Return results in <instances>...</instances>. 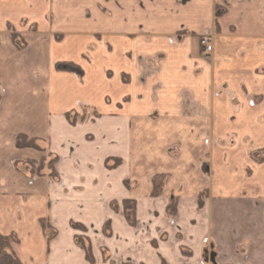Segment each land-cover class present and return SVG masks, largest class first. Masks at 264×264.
Wrapping results in <instances>:
<instances>
[{
    "label": "crops",
    "instance_id": "0c3cea01",
    "mask_svg": "<svg viewBox=\"0 0 264 264\" xmlns=\"http://www.w3.org/2000/svg\"><path fill=\"white\" fill-rule=\"evenodd\" d=\"M208 34L205 53L198 39ZM259 66L264 0H0V234L18 237L22 264H89L71 220L87 227L93 264H148L113 252L128 240L157 264H264V160L251 157L264 146ZM82 106L97 116L69 123L66 112ZM18 133L58 156L56 180L15 167L39 157L15 147ZM109 157L122 162L108 169ZM156 174L165 178L152 197ZM116 187L136 201L134 227L110 208ZM43 217L57 230L48 243Z\"/></svg>",
    "mask_w": 264,
    "mask_h": 264
},
{
    "label": "trees",
    "instance_id": "16d2710c",
    "mask_svg": "<svg viewBox=\"0 0 264 264\" xmlns=\"http://www.w3.org/2000/svg\"><path fill=\"white\" fill-rule=\"evenodd\" d=\"M218 15H215V18H217ZM217 22L215 20L214 23V27H215V31H217ZM218 32V31H217ZM16 32H12L11 34V39L12 42L15 44L17 49H21V46L19 47V45L15 42V39L18 37L17 34H15ZM201 39V38H200ZM74 64L71 63H60L57 65V69L59 70H68V71H76L78 72V67L77 66H73ZM75 69V70H74ZM74 115L77 116V112L73 111V112H66L65 116L67 118V120L69 121V123L71 124H76V120H70V115ZM95 116H97V114L95 113ZM45 141H43L41 138H37V137H32L29 136L27 134L24 133H18L15 137V147L16 148H30V149H34L37 151H48V155L50 157V164L48 165V169H50V173H45L42 171V160H29V159H24L22 161H20L22 164L26 163L28 168V172L26 173L28 177H40V176H46L49 175L50 177L53 178H57V172L55 171V165L58 161V156L54 153H52L49 149H48V145L47 143H44ZM44 143V144H42ZM251 157L258 162H261L264 160V147L261 149H258L255 152H252ZM111 161H114V163H110ZM122 162L121 158H113V157H109L105 160V167L108 169H113L116 168L118 165H120ZM18 162L15 163V167L19 169L18 166ZM164 175L163 174H156L152 177V191H151V196L152 197H157L161 194L162 191V186H163V182H164ZM124 183V182H123ZM125 186L128 185V181L125 180ZM122 212H123V216L125 218V221L127 222V224L131 227H134L137 223V219H136V203L134 201V199L131 198H124L122 200ZM198 206H202V193L198 196ZM114 211L117 210L116 207L112 208ZM176 210H177V197L176 196H172L169 198L167 205H166V213L169 217H174L176 214ZM39 224L40 227L42 229V232L45 236L46 242L48 243V241L53 238L56 234V232L53 230V227L51 226L49 220L47 217H43L39 219ZM70 226L71 228H73L75 231H80L82 233L86 232V226L79 222V221H70ZM48 230H53V234L52 235H46V232ZM102 233L104 236L106 237H110L112 234L111 231V220L107 219L105 220V222L103 223V227H102ZM74 241L76 243V245L83 251L84 254V258L85 260L89 263V264H93L94 263V256H93V252H92V245H91V241L90 238L87 235H81L78 233H75L74 236ZM11 243H14L16 245V247L19 244V239L16 237V235L14 233H10L8 235H2L0 234V264H22V262L20 261L16 251L11 247ZM153 246L156 245L155 241H152ZM103 251H105V248L102 249V253ZM105 253H103V259L107 260L109 259V255H104ZM161 264H168L163 258L161 259Z\"/></svg>",
    "mask_w": 264,
    "mask_h": 264
},
{
    "label": "rangeland",
    "instance_id": "374dc122",
    "mask_svg": "<svg viewBox=\"0 0 264 264\" xmlns=\"http://www.w3.org/2000/svg\"><path fill=\"white\" fill-rule=\"evenodd\" d=\"M215 10H216V12H215V15H221V14H223L224 13V11H225V8H220L219 6H217V7H215ZM215 20L217 21V18H215ZM30 29L31 30H36V24H32V25H30ZM8 30L9 31H11V34H12V32H16V30H15V28L13 27V26H11L10 24L8 25ZM217 31H218V28H217ZM216 31V32H217ZM15 34H17V38L15 39V42L19 45V47L21 46V49L22 48H24L26 45H27V42L25 41V38L19 33V32H16ZM61 33H54L53 34V37L56 39V40H59L60 38H61ZM205 36H207L208 38H210V40H211V42H212V36L213 35H205ZM202 36H200L199 37V39L201 38ZM198 39V41H200ZM199 45H200V43H199ZM73 52H74V49H73V46H71L70 48H68V50H67V52H65L66 54H69V55H73ZM73 66H75V65H72V67L71 68H73ZM75 70V69H74ZM253 72L254 73H257V74H263L264 73V66H259V67H257V68H255L254 70H253ZM93 99H95L96 100V97L95 96H93L92 97ZM264 98V86H263V89H262V91H261V93H259V94H257V95H255L254 96V98H253V101H254V103H259V102H261V100ZM250 103H252V101L250 102ZM96 109L97 110H99V111H105L104 109H107V107L106 106H101L100 104H99V108H97L96 107ZM95 109V110H96ZM95 110H93L91 107H89V106H82L79 110H78V113H77V116H74V115H70V120H73V119H75L76 120V122H81V123H84V122H86V121H88L89 119H91L93 116H95ZM89 137V136H88ZM42 144H44V143H42ZM264 147V146H263ZM262 147V148H263ZM261 149V148H260ZM258 150V149H257ZM257 150H255V151H257ZM255 151H253V152H255ZM37 153H38V156L39 157H37V158H26V159H29V160H36V161H38V160H42L41 162H42V164L41 165H43V167H42V171L43 172H45V173H49V174H51L50 172V169H48V165L50 164V157H51V155L49 156L48 155V151H37ZM114 158V157H113ZM115 158H118V157H115ZM110 163H114V161H111ZM119 166V165H118ZM117 166V167H118ZM19 167L22 169V172H24V173H27L28 172V166H27V164L25 163H23L22 165H19ZM55 171L57 172V170H56V165H55ZM120 172L121 171H117V173L118 174H120ZM46 176H48V177H50L49 175H46ZM51 179H54V180H56V178H53V177H50ZM117 177L115 176V180L117 181ZM128 181V185L126 186V187H129V186H131L132 184H131V182L129 181V180H127ZM124 183H125V180L123 181ZM123 183V184H124ZM125 185V184H124ZM121 186V185H120ZM122 187H116V188H114V190H113V194H114V199H112L111 201H110V208L112 209V208H114V207H116L117 208V210L115 211V212H117L119 209L122 211V200L123 199H119L118 197L121 195V193H122V189H121ZM135 201V200H134ZM135 203H136V201H135ZM113 210V209H112ZM114 211V210H113ZM100 214H102L103 212L101 211V212H99ZM99 213H97V214H95V218L94 217H92V216H90L89 218H90V222H92L93 224H95L96 223V221H97V216L99 215ZM103 227V226H102ZM53 230L56 232L57 230L55 229V228H53ZM53 230H48L47 232H46V235H52L53 234ZM54 232V233H55ZM78 234H81V235H87L88 237H89V235H88V229H87V227H86V232L85 233H82V232H80V231H76ZM2 235H8V234H2ZM17 237V236H16ZM18 238V237H17ZM91 241V240H90ZM156 242V241H155ZM141 244V243H140ZM153 245V244H152ZM11 247L16 251V245L14 244V243H11ZM103 249V248H102ZM113 252L114 253H116V255L118 256V257H122V256H124V257H132L133 259H137V260H142L143 261V258L145 259V260H147V263L148 264H157L156 263V259H154V257L152 256V254L151 253H147V250L146 249H143L142 248V246L140 245V246H135V242H130L129 240L128 241H126V243H124V242H122V241H119V242H117V244L115 243L114 245H113ZM17 253V252H16ZM103 253H105L104 255H109L108 254V252H107V249H105V251H103ZM103 253H102V256H103ZM152 256V257H151ZM122 264H136V263H133V262H123ZM139 264H145V263H143V262H140Z\"/></svg>",
    "mask_w": 264,
    "mask_h": 264
},
{
    "label": "built area",
    "instance_id": "2783aa9c",
    "mask_svg": "<svg viewBox=\"0 0 264 264\" xmlns=\"http://www.w3.org/2000/svg\"><path fill=\"white\" fill-rule=\"evenodd\" d=\"M201 48H203V52L208 53L212 50V45L210 43V38L204 36L199 41Z\"/></svg>",
    "mask_w": 264,
    "mask_h": 264
}]
</instances>
